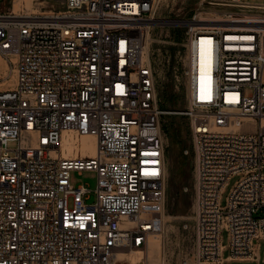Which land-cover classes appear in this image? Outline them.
Masks as SVG:
<instances>
[{
  "label": "built area",
  "instance_id": "1",
  "mask_svg": "<svg viewBox=\"0 0 264 264\" xmlns=\"http://www.w3.org/2000/svg\"><path fill=\"white\" fill-rule=\"evenodd\" d=\"M4 1L0 264H119L164 224L161 213L145 214L166 200L165 112L147 52L161 0H33L41 11L58 5L50 15ZM205 4L214 10L174 21L185 30L187 91L177 114L189 120L195 155L191 261L260 264L264 4ZM67 133L94 137L96 156H64ZM74 171L97 174L95 203L87 204L86 186L72 184Z\"/></svg>",
  "mask_w": 264,
  "mask_h": 264
},
{
  "label": "rangeland",
  "instance_id": "2",
  "mask_svg": "<svg viewBox=\"0 0 264 264\" xmlns=\"http://www.w3.org/2000/svg\"><path fill=\"white\" fill-rule=\"evenodd\" d=\"M245 3L264 4V0H242ZM206 0H161L154 15V24L151 26L147 51L155 71L157 95L161 109L165 112L161 116L163 140L165 146L166 165V200L164 209L162 204L145 206L146 213H161L163 215V230L159 235L150 236L156 242L146 244L142 250L139 262L134 264H193L191 261L193 252V205H194V164L195 155L191 140L189 120L177 113L187 108L186 80L183 76V56L185 43V30L174 25L179 18H189L200 12L201 9L212 11ZM11 2L0 0V12L10 9ZM34 12H50L58 9V5H44V11L38 10L31 2ZM29 8L28 3L25 4ZM201 8V9H200ZM44 9V8H42ZM248 129V128H247ZM75 136L81 138L79 135ZM77 139V138H76ZM17 142L8 144L9 149H16ZM79 149V150H78ZM75 149V156L94 157L96 141L84 139ZM72 184L84 185L90 190L87 204L96 201L95 190L97 187V174L93 171H74L71 175ZM240 176H234L227 184L222 195V206L240 180ZM165 211V212H164ZM223 245L228 244V234H222ZM254 246L258 243L255 241ZM140 250L122 253L120 264H133L129 256ZM133 252V253H132ZM229 251L224 253L228 257ZM260 264L264 263V242H260ZM227 264H257L227 263Z\"/></svg>",
  "mask_w": 264,
  "mask_h": 264
},
{
  "label": "bare ground",
  "instance_id": "3",
  "mask_svg": "<svg viewBox=\"0 0 264 264\" xmlns=\"http://www.w3.org/2000/svg\"><path fill=\"white\" fill-rule=\"evenodd\" d=\"M24 2H25V4H26V2L28 3V5H29L28 9L33 10L31 8V6H30L31 2H33V0H24ZM22 6H23L22 5V1L13 2V10L16 11V12H18L20 9H22ZM34 13L35 14H40V15H50L52 13V11H50V12H34ZM148 56H149V52H148ZM86 138L87 139H92L93 138L96 141V139L94 137H92V136H83V137H81L79 139V137L75 136L73 133L64 134V136H63V145H62L64 156H66V157H74V158L80 157L78 154H77V156L74 155L75 154V149H78V145L80 144V142L82 140L86 139ZM94 156H96V151H95V155ZM163 209H164V207H163ZM150 236H154V235H150ZM150 236H149V239H148V246H150V244H152V243L154 244L156 242V239L152 240ZM142 252H143L142 250L136 251L134 253L132 252L133 254L129 256V259L131 260V262L133 264L139 262V259L141 258ZM120 255H119V258L121 257Z\"/></svg>",
  "mask_w": 264,
  "mask_h": 264
},
{
  "label": "trees",
  "instance_id": "4",
  "mask_svg": "<svg viewBox=\"0 0 264 264\" xmlns=\"http://www.w3.org/2000/svg\"><path fill=\"white\" fill-rule=\"evenodd\" d=\"M160 108H161V109H164V106H163V105H160Z\"/></svg>",
  "mask_w": 264,
  "mask_h": 264
}]
</instances>
